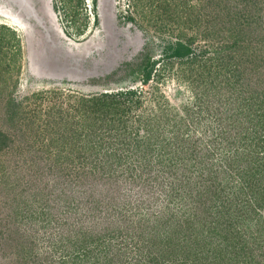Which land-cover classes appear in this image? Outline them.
<instances>
[{
  "label": "rangeland",
  "instance_id": "rangeland-1",
  "mask_svg": "<svg viewBox=\"0 0 264 264\" xmlns=\"http://www.w3.org/2000/svg\"><path fill=\"white\" fill-rule=\"evenodd\" d=\"M0 264H264V0H0Z\"/></svg>",
  "mask_w": 264,
  "mask_h": 264
}]
</instances>
